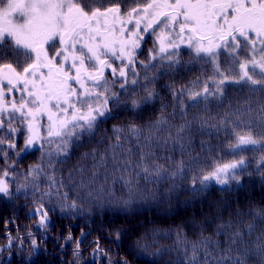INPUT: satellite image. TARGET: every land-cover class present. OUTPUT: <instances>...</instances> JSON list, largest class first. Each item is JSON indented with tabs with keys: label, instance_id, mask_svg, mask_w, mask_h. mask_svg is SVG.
<instances>
[{
	"label": "snow or ice",
	"instance_id": "1",
	"mask_svg": "<svg viewBox=\"0 0 264 264\" xmlns=\"http://www.w3.org/2000/svg\"><path fill=\"white\" fill-rule=\"evenodd\" d=\"M0 22V49L7 44L27 56L11 60L0 53V198L31 187V215L39 229L47 230L52 211L45 198L58 197L62 212L81 208L70 188L65 190L69 185L86 189L94 198V193L111 195L119 184L126 195L111 199L128 210L140 202L164 199L170 204L185 190V180L192 202L206 195L210 184L222 188L241 184L243 157L216 160L207 168L195 167L198 156L175 159L177 150L181 157L191 151L190 130L198 120L197 130L205 134H211L206 129L227 131L231 125L232 151L264 146V135L256 133L257 125L264 129V95L256 102L258 107L247 98L230 119L218 117L217 124L210 122L211 117L196 114L189 119L187 114L189 106L220 99L225 84L264 92V0H0ZM185 49L187 63L209 65L210 73L203 80L197 77L191 86H170L173 110L167 115L165 104L148 122L113 124L97 147L81 153L65 177L58 165L71 159L85 137H94L101 124L118 119L116 113H135L156 98L155 88L149 87L155 77L147 70L165 66L174 70L185 63ZM139 69H144L147 83L137 93ZM177 114L180 123L175 122ZM200 146L203 149L204 143ZM35 152L40 158L23 170L21 183L17 167L25 153ZM262 168L264 156L257 164L258 170ZM41 178L47 179L46 189ZM261 224L264 208L247 212L241 208L231 219L218 222L211 235H204L205 225L192 242L178 227L175 243L183 250L179 264H249L251 259L264 264ZM120 235L117 231L116 239ZM84 236L82 231L78 237L71 232L64 237L75 244L77 261ZM5 239L14 246L11 235ZM93 243V264H128L127 259L113 261L99 238ZM38 247L32 238V250ZM137 247L148 246L137 242Z\"/></svg>",
	"mask_w": 264,
	"mask_h": 264
},
{
	"label": "trees",
	"instance_id": "2",
	"mask_svg": "<svg viewBox=\"0 0 264 264\" xmlns=\"http://www.w3.org/2000/svg\"><path fill=\"white\" fill-rule=\"evenodd\" d=\"M147 47H150V44L145 45V49ZM0 53H3L7 59L21 61L26 55L23 50L10 49L7 44L0 49ZM182 59L185 63L176 66L174 70H169L166 66L149 68L148 75L155 77L154 84H150L149 87L155 88L156 98L135 113L129 111L116 113L118 119L101 124L94 137H85L81 146H78L72 153L71 159L65 164L58 165L59 168L64 169V176L66 177L67 170L78 162L81 153L97 147L100 137L113 124L125 121L148 122L161 113V105L165 104L168 105L164 113L167 115L173 110L170 86L177 88L191 86V82L197 77L203 80L211 71L209 65L200 62L187 63L189 60L187 49ZM225 60V57L221 58V65L226 69L228 65L223 63ZM139 70L141 77L140 84L135 86L137 93H140V87L147 83L143 79L144 69ZM224 89V95L220 99L209 98L206 102L201 101L196 107L189 106L187 108L188 118L191 119L193 115L199 114L202 118L211 117L210 122L217 124L218 117L230 119L231 114L236 112L247 98L253 100L254 108L258 107L256 102L264 95V92L259 90L255 93L250 92L242 84H225ZM244 119L247 121L248 118ZM255 119L259 121L258 116ZM175 122H181L179 114ZM199 123L198 120L194 128L190 130L193 147L188 156L181 157L177 150L175 159L179 161L183 158L188 161L191 157L198 156L195 167L207 168L216 160L228 162L243 157L246 165L241 184L223 188L214 183L210 184L207 194L192 202L186 190L188 181L185 180V190L181 191L179 199L173 198L170 204L161 199L140 202L128 210L115 206V200L111 199L126 195L125 192L119 190V184L116 185V190L111 195L94 193V198L88 197L86 189L69 185L65 190L68 191L70 188V196L78 198L82 206L76 212H62L58 208V197L53 195L51 199L45 198V203L52 209L46 231L35 227L36 220L31 215L32 190L29 187L26 191L14 192L10 198H0V264H93V257L90 254L95 246L93 242L97 238H99L101 247L110 250L109 255L113 261L127 259L128 264H179V261L183 259V250L178 249L175 243L178 227L183 230V235L187 240L192 242L199 238L201 229L205 225L207 227L204 235H211L216 224L221 220L231 219L236 210L242 208L247 212L250 208H264V168L257 169L261 156H264V146L247 145L232 151L229 149V144L233 139L229 135L231 125L227 131L223 127L219 131L206 129L205 131L211 134H205L197 130ZM256 133L257 137L264 135V129L257 125ZM201 142L204 143L203 149L200 146ZM169 154L172 155V153ZM39 158V152L24 154L17 167L19 182H24L23 170L28 165L37 162ZM88 163L91 165V160ZM191 173L192 168L189 167L188 174ZM40 183L46 189L47 179L41 178ZM96 196L103 198L96 199ZM259 228H264V224L259 225L258 230ZM29 229L32 232L31 236L28 235ZM82 231L85 236L81 237V258L77 261L74 255L75 244L66 241L64 237L69 232L73 237H78ZM117 231L121 233L119 239L115 236ZM9 235L13 237L14 246H8V240L5 237ZM32 238H35L39 244L38 249L34 251L31 248ZM137 242L140 245H147V249H138ZM30 252L31 255H29ZM153 253L158 254L153 255ZM249 264H256L255 259L249 260Z\"/></svg>",
	"mask_w": 264,
	"mask_h": 264
},
{
	"label": "rangeland",
	"instance_id": "3",
	"mask_svg": "<svg viewBox=\"0 0 264 264\" xmlns=\"http://www.w3.org/2000/svg\"><path fill=\"white\" fill-rule=\"evenodd\" d=\"M0 26H2V22H0ZM17 49H20V48H17ZM20 50H23V49H20ZM23 52H24V50H23ZM25 53V52H24ZM26 54V53H25ZM24 57V59H26L27 58V56L26 55H24L23 56ZM225 61H223V63H224ZM221 63H222V61H221ZM260 91V90H259Z\"/></svg>",
	"mask_w": 264,
	"mask_h": 264
}]
</instances>
